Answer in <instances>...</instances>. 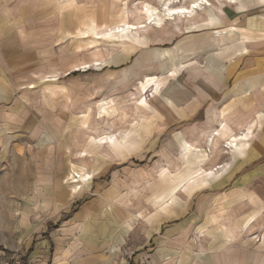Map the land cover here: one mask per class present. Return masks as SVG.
Masks as SVG:
<instances>
[{
	"label": "crops",
	"instance_id": "0c3cea01",
	"mask_svg": "<svg viewBox=\"0 0 264 264\" xmlns=\"http://www.w3.org/2000/svg\"><path fill=\"white\" fill-rule=\"evenodd\" d=\"M127 1L132 11L148 1L152 16L159 15L153 5L162 7L165 0ZM195 1L171 0L169 6L190 7ZM211 3L201 4L205 7L192 19L152 24L140 32L142 37L130 31L140 43L131 53H123L122 44H112L124 55L114 59L104 47L98 56L93 54L95 43L107 42V34L98 38L94 28L123 26L120 0H0V160L11 163L13 171L14 160L26 162L22 172L31 173L32 180L24 185L53 192L39 202L46 207L23 217V233L29 239L22 264H126L138 258L147 264H264V210L234 241L228 242L226 233L237 235L242 222L264 207V0ZM67 34L68 46L62 44ZM175 54L181 62L165 59ZM95 58L106 63L94 68L102 72L72 69ZM109 63L118 68H106ZM112 73L121 79L114 86L108 77ZM147 78L145 90L153 91L147 108H132L144 110L140 117L121 115L127 91L116 103L119 114L98 120L106 104L94 102L97 94L131 86L133 90ZM34 83L43 84L34 89ZM150 116L155 121L153 138L158 137L152 151L136 149L141 129L131 128L123 140L109 133L122 136L135 124L150 123ZM99 123L106 131L98 132ZM78 128L107 137L117 152L105 145L91 158H82L81 151L75 161L76 151L89 138ZM226 133L231 139L244 134L232 162H223L224 153L216 145L219 141L221 147ZM209 134L217 139L208 167L224 166L212 175L205 172L213 177L211 187L201 185L203 189L189 196L183 177L175 182L169 177L183 172L188 161L204 172V161L188 149L182 155L179 143L185 138V144L205 148ZM94 155L101 158L98 165ZM80 163L93 169V179ZM164 170L170 176L159 179ZM72 172L83 175L72 181L73 193L78 182L91 185L79 207L61 218L68 205L61 206L59 189L63 176L69 182ZM175 184L183 188L176 196L169 194Z\"/></svg>",
	"mask_w": 264,
	"mask_h": 264
},
{
	"label": "rangeland",
	"instance_id": "374dc122",
	"mask_svg": "<svg viewBox=\"0 0 264 264\" xmlns=\"http://www.w3.org/2000/svg\"><path fill=\"white\" fill-rule=\"evenodd\" d=\"M112 1L117 2L119 0H112ZM120 1H121V4L122 3L124 4L123 11L121 12V17H122L121 21L122 22L125 21L126 18L128 21H130L132 16L133 17L135 16L137 19L142 15L138 10H135L132 13L127 14V11L129 9H133V8L129 7V2L127 0H125V2L122 0H120ZM111 3H113V2H111ZM148 4H151V3H149L148 1H144V2H142L141 7H146V6L148 7ZM148 14H150V13L148 12ZM148 14H147V16H149ZM160 20L162 22H164V24H166V20L164 21L163 18L162 19L160 18ZM99 30H104V29L102 27H99ZM94 31H95V34L98 38H102L107 34L105 36V39H104L107 42H103L101 44L95 43L94 49L100 48V50H102V48L104 47V49L106 51L110 52V55L112 57H114V59L118 56V54L121 55V58L124 55L120 52L118 47H114L112 44H114V43L120 44V45L122 44L125 47V48H123V47L121 48L123 53L125 51L127 53H131L135 49V45L140 43L137 40V38L135 36H133L131 34V32L128 30L123 31V32H119V31L110 32V33L104 34L103 36H100L99 34H97L96 28H94ZM68 36H69V34L62 36V41H63L62 44L63 45L68 46V42H69V40H67ZM101 40L102 39H100V41ZM88 47H91V46H88ZM78 48L81 49V51H84L86 49L84 42L81 44L79 41ZM91 49H92V47H91ZM166 57H168V58H165L166 60H171V61L173 60V61H180L181 62V58H178L177 54H175L173 58H169L168 55ZM193 59H194V57H193ZM84 60L85 59H81L79 61H84ZM112 60L113 59H111V61ZM67 61H68L67 58H65L63 60L64 63ZM123 61H121V62H123ZM209 62L211 65L214 64L213 58H211L209 60ZM104 65L105 64H103V67H105ZM114 65H116V67L112 66L109 63L106 66V68H110V69L118 68L117 67L118 64H114ZM186 65H188V63L185 64V62H184L183 68H185ZM96 68H98V67H96ZM72 69H74V68L72 67ZM67 70L71 71V67H69V65H68ZM89 70L95 71V72L96 71L102 72V71H100L102 69L96 70L93 68V69H89ZM89 70H87V71H89ZM54 74H56V73H54ZM52 77L56 78L57 80L59 79V76H56V75H52ZM52 77H49V78H52ZM108 77L110 79L111 86L112 85L114 86L116 83H118L119 80H121L119 78V76L116 75L115 73H112ZM60 78L63 79L64 76H61ZM137 80L138 79H136V81ZM135 82H134V84H135ZM48 83H54V82H48ZM95 83H96V81H95ZM142 83L144 86V96H143L141 102L144 103V101L147 100V96H149V95L151 96L153 94V91H150L149 89H148L149 91L145 90V85L147 83H150V82H142ZM41 84H43V83H34L30 86L34 89H38ZM99 84H100V81H99ZM132 88H133V86L128 87L127 89L121 88L120 90L118 88H114L111 92L104 93L103 95L97 94V96H95V98H94V102L99 100L98 102L103 104L104 103L103 100L105 98L109 97V98H113L115 100V102L119 105V102L122 101V95L124 93H126L127 91L131 90ZM126 106H127V108L125 109V111H124V109H122L120 111H121V115L126 116V117H130L129 119H132V117H134V116H136L138 118L144 112V110L132 109L133 108L132 103H128ZM105 107L107 108V105L102 106L99 109L100 110V114L98 115L99 121H104V120L106 121V119L108 120V118H107L108 114L114 112V110L112 108H109V109L107 108V110H106ZM105 110H106V112H104ZM154 122H155L154 119L152 118V116H150V123H146V124L142 123L140 125L138 123L132 127V131L134 129L137 130V128L141 129V131H142V140L140 141V145L136 146V149L140 148V150L144 153L146 151H148V152L152 151L156 148L155 147L156 145H154V144H155V141L158 140V137L153 138L154 129H155ZM89 126H90V124H89ZM98 126L100 128L98 132H101V131L103 132V129L105 130V128L102 129L100 127V126H103V124L99 123ZM87 128H89V127H87ZM219 128H220V126H219ZM95 129H96V127H95ZM77 131L82 132L83 136L88 135V137H89V135L91 134V133H86V131H82L79 128L77 129ZM93 131H95V130H93ZM112 132H109V133L112 134ZM243 136H244V134H243ZM222 137H224V139L221 142V147H220L219 141H217L216 145L224 153L223 157H222L223 162H225V161L232 162L233 158L236 159L239 155L238 150H237L238 149L237 142H235L236 144H232V147L230 149H227L225 146L227 145V141L231 140L230 134L226 133V135H222ZM180 138H181V135L178 134L177 135L178 141L180 140ZM75 139H79L78 136ZM112 139H114V138H112ZM151 139H152V141H151ZM86 144H87V142L79 150L76 151L77 152L76 157H78V158L75 157L74 158L75 161H76V159L80 158L79 154L81 151L84 150V152H83L84 157L90 158V155L92 153H94V150L98 147V146H96L95 148H91V149L89 148V151H85ZM179 146L182 149H184L180 145V143H179ZM210 148H212L211 142L207 141V144L205 145V148H204L206 153H210ZM213 150H214V148H213ZM188 155H189V153H188ZM139 158L142 159V158H144V156L142 155ZM189 158H191L190 155H189L188 159ZM72 159H73V157H72ZM99 159L101 160V158L96 157L95 155L93 156V160H94L95 165H98ZM125 159H128V158H125ZM12 163H13V161H12ZM139 163H136V164H139ZM187 163L188 164H187L185 170L183 172H180L177 175H176V173H172V175L170 176V172L168 170H164L163 172L161 171L160 176L158 175L159 179H164L165 175H167V177L170 176L169 178L171 181L175 182V181H177L183 177L182 182L185 181L187 183V185H188L187 189H188V191L191 192V194H188L189 196L196 194L197 191H199V189H203L204 187L203 186L201 187V185H205V187H208V186L211 187V185L213 183V181H211V180L213 179V177L212 176H206L205 172H202L201 170H197V169L191 167L190 165L193 162L188 161ZM25 164H26V162H24L20 159L14 160V163L12 165H14V168L17 170L13 171L11 163L7 165L5 160H2V161L0 160V264H22L23 262H25V258L27 257V250H26V248H24V246H27V240L29 239V237L25 236L23 233V231H24L23 230L24 227L22 226L23 225V217L25 215H27L29 213V211L33 210L34 208L38 209L39 206L46 207V205H42L39 202L41 201V203H42L45 201V198L53 195L52 190L49 188L37 189V188L31 187V186H25L24 185V184H26L27 180L31 178V173L28 174L27 172H22V170H23L22 167ZM220 165H224V163H222ZM214 168L216 169V167H214ZM69 169H70V165L68 164V170ZM204 170L205 169L203 168V171ZM230 171H228V173L224 176L226 177L230 173ZM67 173L68 172L65 173V175H64L65 177H66ZM74 174H76V173L72 172V177H70L69 182L66 181V178L63 176V179H62L63 187L59 189V190L63 191L60 195L61 200H62L61 206L67 207V205H68L67 208H63V210H62L63 216L61 218L65 217L67 211H73V210H75V208L79 207V205L86 198V191H85L86 187H90V185H91V183L89 181H86V180L82 181L80 183L78 182L77 183L79 185L78 190H77L78 192L75 191L73 193V191H71V190H73L71 183H74V182H72L74 180L76 181V180L80 179V178L74 176ZM221 174H223V173H221ZM31 180H32V178H31ZM206 183H209V185H206ZM181 186L178 188V185L175 184L170 189L169 194L175 193L174 196H176L177 192L179 190L183 189ZM200 192H201V190H200ZM71 194H73V196ZM69 195H71V196H69ZM163 195H161V196H163ZM75 197H77V198L75 200H73ZM67 202L69 204H67ZM254 204H256V203H254ZM256 205L258 206V204H256ZM168 207H169V205H166L162 209L165 210ZM254 212H258V207ZM243 231L244 230H241V232H239L237 235H234V236H231L226 231V233L228 234V237H227L228 242L234 241L236 239V237H238V235H240ZM145 260L146 259H144V258H138V260H136L135 262L131 263L130 261H128V262H126V264H134V263L135 264H147V262ZM248 264H251V263H248ZM254 264H256V262Z\"/></svg>",
	"mask_w": 264,
	"mask_h": 264
},
{
	"label": "bare ground",
	"instance_id": "6f19581e",
	"mask_svg": "<svg viewBox=\"0 0 264 264\" xmlns=\"http://www.w3.org/2000/svg\"><path fill=\"white\" fill-rule=\"evenodd\" d=\"M163 3H162L163 4L162 7H159L158 5H153L152 4L154 6V8L159 11L158 12L159 15L150 16L148 14V7L147 6L146 7H140L137 10L142 15L139 18H137L136 21L130 22V21L126 20V21H123V26L122 27L118 24V25L114 26L113 28L108 29V30H104V31H100L99 30V24H98L96 26L97 34H99L100 36H103L104 34L110 33V32H116V31L123 32L125 30H129L132 33H136L137 35L142 37L140 32L145 30L146 28H148L152 24H155V25L157 24L158 26H164L165 25L164 22H162L160 20V18L161 19L163 18L164 21L166 19H170V20H173L175 22H177L178 19H192L193 17H195L197 15L198 9L200 10L201 8L205 7V6L201 5V4L205 3L206 5L207 4L208 5H212L211 0H196L194 2V4L192 6H190V7H185L184 6V7H177V8H173V7L169 6L170 5L169 3H172L171 0H168V1L165 0ZM163 6L166 7L167 9L165 10L163 8ZM132 10L133 9H129L127 11V14L132 13L133 12ZM147 14L149 16H147ZM93 54L95 56H98L100 54V48L94 49L93 50ZM104 64H106V63H104ZM99 66H103L102 58H95L92 63L83 62V63L77 65L76 68H74V70H76V69L77 70H87V69H93V68H96V67H99ZM142 82H150V80H149V78H147L146 81H142ZM142 82L140 84H137L136 87L133 90L128 91L124 95L123 100H124L126 105L128 103H132L133 107H137V106L146 107V105L144 103H146L147 100L144 101V103L141 102L142 98L144 96V86H143ZM103 102H104L103 105H105V104L106 105H110V107L112 109H114V112L108 115V117H107L108 120L110 118L115 117V116H117L119 114L118 106H117V104H116V102H115V100L113 98L107 97V98H105L103 100ZM94 113H95V115L98 114V107L97 106H96V109H94V111H93V114ZM140 121H142V119L139 120L138 122H140ZM107 128L108 129H113L112 125H110L109 123H108ZM131 128H132V126L122 136L117 135V133L114 132V131L112 132V135L117 140H123V139H125L128 136V134L131 131ZM242 135L240 133L237 134V135H233L235 137V139H231L230 141H227V145L225 147L227 149H230L232 147V144H236L235 142H237L238 139L242 137ZM209 136H211V137H209ZM210 139H211V141H210L211 142V147H213L214 144H215V141L217 139V136L216 135L212 136V134H209L207 136V138H206V143ZM180 143H181V146H184V149L181 150V154L184 155V152L186 153L187 149L189 151H192L193 153H195L196 156H193V157L196 160L197 159H202L204 161V163H203V167L205 169L204 172H206L208 175H212L213 173H216L220 168L223 169L222 167L224 165L216 166V169L208 167L209 166L208 164L211 162V148H210V153H206L204 147L202 148V147H198L196 145H192V144H190L187 141H186V144H185V138H183V141H181ZM105 145H108V147L112 148L115 152H117L115 147L113 146L112 142H110L109 139L107 137H105V136L90 135L89 138H88L87 146L90 149L91 148H95L96 146H98L94 150V152L97 151V150L101 151V148H103V146H105ZM102 153L103 152H101L100 154L102 155ZM103 156H104V154H103ZM81 157L84 158V159L86 158V157L83 156V154H81ZM91 157H92V155H90V158ZM186 157H187V155H186ZM80 164H82L84 167L87 168L86 164H83V163H80ZM87 170H88V168H87ZM93 174H94L93 173V169L92 170L90 169V170H88V174H86V175H88L90 177V179H93V177L95 176ZM74 176H76L78 178H82L83 177V175L80 174V173H76V174H74ZM207 184H209V183H206V185ZM263 210H264V207L261 208V210H260V212L258 214L254 215V217H251L250 221H245L244 220L242 222V224H241V229L244 230V231H248L251 228L252 224L258 219V215Z\"/></svg>",
	"mask_w": 264,
	"mask_h": 264
}]
</instances>
